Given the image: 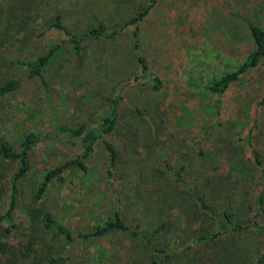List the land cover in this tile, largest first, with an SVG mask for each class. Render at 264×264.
I'll return each instance as SVG.
<instances>
[{
	"label": "rangeland",
	"instance_id": "1",
	"mask_svg": "<svg viewBox=\"0 0 264 264\" xmlns=\"http://www.w3.org/2000/svg\"><path fill=\"white\" fill-rule=\"evenodd\" d=\"M148 4L149 13L138 24L139 45L142 50L159 46L163 49L165 65L160 73L165 89L152 92L145 88L128 90V87L121 105L127 107V102H132L150 114L159 112L154 121L166 125V134L153 140L152 150L146 147L149 138L143 135L140 136L145 138L130 146L139 154L131 152L123 175V201L128 219L136 211L145 212L146 193L157 181L166 182V178L162 180L154 173L155 166H163L164 159L172 165L189 160L190 165H200L202 159L189 139L203 136L209 127L204 146L205 172L208 169L218 174L232 173L237 192L246 190L245 196L249 197L246 201L253 205L261 189H255L247 173L246 167L251 165L244 153L242 137L253 122L252 110L260 96L258 86L264 83V68L243 76L231 88L223 98L224 106L217 120L208 108L215 98L209 94L208 86L214 79L235 70L252 50L247 21L264 28V0H0V85L7 80L21 82L14 92L0 94V141L17 148L23 135L30 131H53L57 124L94 123L104 109L106 98L137 69L132 29L127 28L114 38L86 40L76 55L67 36L53 25L57 16L73 33L83 32L97 23L110 29ZM151 38L158 42L151 45ZM56 45L59 48L53 51L43 78L29 76L24 62L35 60ZM111 140L121 145L116 133ZM79 152L65 138L42 142L33 148L30 169L20 181L14 224L25 219L23 206L32 203L34 187L45 172ZM260 152L264 168V146L260 145ZM106 156L103 146L98 145L88 162L89 171H97ZM15 167L16 161L0 160V214L8 200V175ZM140 175L148 184L136 192L134 186ZM120 183L93 179V183L83 186L81 171L73 168L55 178L34 206L49 210L73 229L88 230L106 217ZM102 192L106 197L99 205ZM245 196L239 191L234 204ZM132 199H138V210L130 206ZM150 212L154 217V211ZM171 212L173 228L164 234L168 241L172 234L183 236V218L176 210ZM259 218L264 225V212ZM149 221L155 225V219ZM212 225L213 217L205 214V228ZM226 237L222 241L224 248L214 250L213 263L207 260L203 264H235L240 255L241 261L252 264L263 247L253 232L237 234L232 243ZM47 238L53 245L51 251L56 262L45 264H147L151 257L146 245L121 234L67 241L51 232ZM227 244L235 247H225Z\"/></svg>",
	"mask_w": 264,
	"mask_h": 264
},
{
	"label": "trees",
	"instance_id": "2",
	"mask_svg": "<svg viewBox=\"0 0 264 264\" xmlns=\"http://www.w3.org/2000/svg\"><path fill=\"white\" fill-rule=\"evenodd\" d=\"M149 9L150 4L141 7L134 15L117 23L113 28L109 29L103 23H97L79 33L71 32L59 22V17H56L57 21L53 25L67 36V41L71 43L76 55L80 53L81 46L86 40L114 38L125 29H132L134 39L132 50L137 69L132 76L119 84L112 96L106 98L104 109L94 123L57 124L53 131H30L23 135L17 148L7 141H0V160L17 162V167L8 175V200L3 213L0 214V264L56 262V257L51 251L53 245L47 238V234L51 232L67 241L121 234L149 248L151 257L147 264H203L207 260L213 263V259H216L214 251L216 247L224 248L222 246L224 237L227 236L228 243H232L237 234L253 232L258 235V241H261L263 247L258 251L252 264H264V225L259 218L264 212V168L260 152V145L264 146V83L258 86L260 96L252 110L253 122L246 135L242 137L244 153L251 165L246 167L247 173L254 181L255 189H261L253 205L247 203L246 199L249 197L245 195H248V192L243 189L239 191L246 198H241L240 201L237 199V204H234L239 191L236 190L237 181L232 173L218 174L207 171L208 169L205 172L204 146L209 127L204 130L203 136L189 139L196 148V155L202 159L200 165L198 167L190 165V160L187 163L172 165L164 159L163 166L160 168L155 166L154 173L160 179L166 178L168 181L166 180L165 183L157 181L154 188L146 193L145 203L148 208H144L143 214L136 211L133 216H129V219L127 217L129 214L123 201V186H125L123 175L126 173L127 159L131 157V152L139 154V151L130 146L136 145L140 138H145L140 136L143 135L149 138L146 147L152 150L153 140L166 134V125L154 121L156 116H159V112L150 114L147 109L132 102H127V107L121 105L128 87V90L134 88L141 91L145 88L152 92H162L165 89L164 78L160 73L165 65L163 49L159 46L156 47L157 49L147 47L142 50L139 45L138 24L149 13ZM247 26L253 45L252 50L235 70L214 79L208 86L209 94L215 96L214 103L208 107L214 120L220 117L224 106L223 98L231 88L243 76L264 68V28L252 21H247ZM155 42L156 39L151 38V45ZM58 48L59 46L56 45L49 52L37 56L35 60L24 62L28 75L43 78L49 59L53 51ZM20 83L19 80H7L0 85V94L14 92ZM114 133L119 136L121 144L119 146L111 140ZM55 138H65V142L72 147H78L80 152L45 172L34 187L32 203L23 206L25 219L14 224L12 219L21 194L20 181L30 169L33 148L42 142L55 141ZM100 144L107 156L100 168L93 173L89 171L88 162ZM73 168L81 171L83 186L93 183V179L95 182L100 179L121 182L120 190L114 194L115 198H110L106 217L91 225L88 230L73 229L49 210L34 206V203L46 194L48 186L55 178ZM145 183L148 184L144 176L137 177L135 191L140 192V187ZM104 196L105 192H102L97 204L100 205L106 197ZM138 205H140L138 199L131 200L130 206H133L134 210H138ZM151 210L154 211V217ZM172 210H176L183 218L181 227L183 236L172 234L168 241V238H164V234L173 228ZM95 211L92 209V212ZM205 214L213 217L214 227L212 225L205 228ZM150 218L155 219V225H150ZM4 221H8V224ZM225 247H235V245L227 244ZM235 264H245L241 261V255L235 259Z\"/></svg>",
	"mask_w": 264,
	"mask_h": 264
}]
</instances>
